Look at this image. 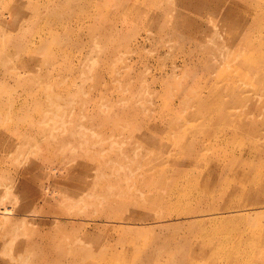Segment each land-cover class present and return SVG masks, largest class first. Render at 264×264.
I'll use <instances>...</instances> for the list:
<instances>
[{"label": "rangeland", "instance_id": "rangeland-1", "mask_svg": "<svg viewBox=\"0 0 264 264\" xmlns=\"http://www.w3.org/2000/svg\"><path fill=\"white\" fill-rule=\"evenodd\" d=\"M0 264H264V0H0Z\"/></svg>", "mask_w": 264, "mask_h": 264}]
</instances>
